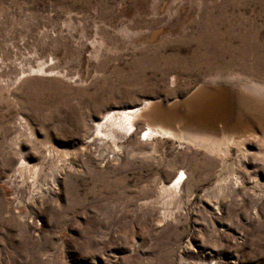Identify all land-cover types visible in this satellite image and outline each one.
Returning a JSON list of instances; mask_svg holds the SVG:
<instances>
[{
	"label": "rangeland",
	"instance_id": "rangeland-1",
	"mask_svg": "<svg viewBox=\"0 0 264 264\" xmlns=\"http://www.w3.org/2000/svg\"><path fill=\"white\" fill-rule=\"evenodd\" d=\"M0 264H264V0H0Z\"/></svg>",
	"mask_w": 264,
	"mask_h": 264
},
{
	"label": "bare ground",
	"instance_id": "bare-ground-1",
	"mask_svg": "<svg viewBox=\"0 0 264 264\" xmlns=\"http://www.w3.org/2000/svg\"><path fill=\"white\" fill-rule=\"evenodd\" d=\"M202 90H205V89H202ZM206 91H209V90H206ZM202 94L203 93L201 91L200 94L196 93L193 96H191L188 100L187 99L186 100L188 102V105L190 104L191 106V104L192 103L194 104V101H195L193 99L197 98L198 99L197 101H200V103L198 105L191 106L192 108L190 107L191 108L190 110L193 111V114L195 115L197 114L198 118H202V120L205 119V121L207 122L208 121L213 122V120L217 116V113L220 112V110H222V104H223L222 99L212 98L208 100L206 99V97H203ZM190 101H193V102H190ZM187 102H184V103H187ZM140 111H141V108H131V109H123V110L108 112L99 122L95 124L97 132L100 133L101 129L109 128V131L111 133H115V132L133 133L135 131V128H134L135 120L134 119L138 117V115L140 114ZM143 133L147 137H153V136L161 135V134H166V135L174 134L172 133V131L164 127L158 126L156 128H152L151 125H148V124H146V129H144L139 134L140 141L144 140L141 137V134ZM180 175L184 176V173L181 172ZM177 177H178V174L174 178L173 181H175L176 184H179L180 180Z\"/></svg>",
	"mask_w": 264,
	"mask_h": 264
},
{
	"label": "water",
	"instance_id": "water-1",
	"mask_svg": "<svg viewBox=\"0 0 264 264\" xmlns=\"http://www.w3.org/2000/svg\"><path fill=\"white\" fill-rule=\"evenodd\" d=\"M184 102H187V101H181L178 105H175V106H173V107H170V106H164V109H165V110H168V111H172V108H177V107H179V106H185L186 103H184Z\"/></svg>",
	"mask_w": 264,
	"mask_h": 264
}]
</instances>
